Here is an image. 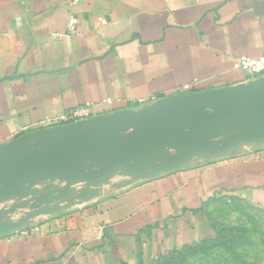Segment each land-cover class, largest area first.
<instances>
[{"label":"crops","instance_id":"0c3cea01","mask_svg":"<svg viewBox=\"0 0 264 264\" xmlns=\"http://www.w3.org/2000/svg\"><path fill=\"white\" fill-rule=\"evenodd\" d=\"M73 15L79 34L52 37ZM263 55L264 0H0V146L87 103L115 99L107 113L248 82L235 61ZM231 202L264 211V146L40 215L0 239V264H155L212 241L210 210Z\"/></svg>","mask_w":264,"mask_h":264},{"label":"water","instance_id":"95a60500","mask_svg":"<svg viewBox=\"0 0 264 264\" xmlns=\"http://www.w3.org/2000/svg\"><path fill=\"white\" fill-rule=\"evenodd\" d=\"M260 146L264 76L24 133L0 146V204L16 202L0 211V239L99 197L96 188L118 175L124 181L113 186L122 189ZM27 208L23 218L6 217Z\"/></svg>","mask_w":264,"mask_h":264},{"label":"rangeland","instance_id":"374dc122","mask_svg":"<svg viewBox=\"0 0 264 264\" xmlns=\"http://www.w3.org/2000/svg\"><path fill=\"white\" fill-rule=\"evenodd\" d=\"M121 181L118 175L96 190H115L113 184ZM23 213L17 210L12 217L23 218ZM209 216L217 226L212 241L176 251L155 264H264V211L231 202L215 206Z\"/></svg>","mask_w":264,"mask_h":264},{"label":"built area","instance_id":"2783aa9c","mask_svg":"<svg viewBox=\"0 0 264 264\" xmlns=\"http://www.w3.org/2000/svg\"><path fill=\"white\" fill-rule=\"evenodd\" d=\"M79 19L75 17L74 15L71 16L70 20L67 22V28L66 31L63 33H54L52 37L54 38H72L79 34ZM235 69L243 71L247 75H249L252 80L257 79L264 76V55L259 58H249L246 56L239 57L235 61L234 65ZM191 88V86H185L183 88V91H188ZM156 97H153L151 99H143L137 103V106L145 105L148 103H153L155 101H158ZM116 100L112 98L104 99L97 103H87L85 105L77 106L73 109L67 110L62 115L54 117V118H48L46 121L42 123V128H53L62 124L72 123L76 121H81L85 119H89L91 117L103 114V108L104 107H114L116 104ZM35 234L39 233V229L36 228L33 230ZM23 235L28 236L32 234L31 231L27 229L23 230L21 232Z\"/></svg>","mask_w":264,"mask_h":264},{"label":"trees","instance_id":"16d2710c","mask_svg":"<svg viewBox=\"0 0 264 264\" xmlns=\"http://www.w3.org/2000/svg\"><path fill=\"white\" fill-rule=\"evenodd\" d=\"M194 246H196V245H194ZM192 247V246H191ZM188 248H190V247H188ZM163 258H165V257H163Z\"/></svg>","mask_w":264,"mask_h":264},{"label":"bare ground","instance_id":"6f19581e","mask_svg":"<svg viewBox=\"0 0 264 264\" xmlns=\"http://www.w3.org/2000/svg\"><path fill=\"white\" fill-rule=\"evenodd\" d=\"M78 187H81V186H78Z\"/></svg>","mask_w":264,"mask_h":264}]
</instances>
